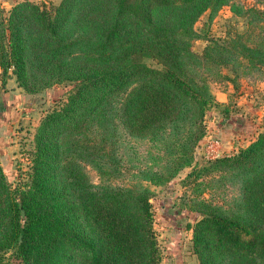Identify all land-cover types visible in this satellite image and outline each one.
I'll use <instances>...</instances> for the list:
<instances>
[{
  "label": "trees",
  "instance_id": "1",
  "mask_svg": "<svg viewBox=\"0 0 264 264\" xmlns=\"http://www.w3.org/2000/svg\"><path fill=\"white\" fill-rule=\"evenodd\" d=\"M230 1L24 0L0 12L4 74L28 94L73 86L41 120L30 170L15 186L0 153V264L162 263L154 192L142 183L95 185L85 165L103 177L119 174L117 120L134 138L185 128L177 162L179 170L191 165L208 133V111L231 112L206 75L264 68V38L254 45L242 35L222 41L209 23L203 36L195 28ZM247 13L264 30V10ZM199 38L207 42L202 54L193 47ZM261 130L237 154L201 171L222 174L241 194L232 210L194 203L199 264H264V119Z\"/></svg>",
  "mask_w": 264,
  "mask_h": 264
},
{
  "label": "rangeland",
  "instance_id": "2",
  "mask_svg": "<svg viewBox=\"0 0 264 264\" xmlns=\"http://www.w3.org/2000/svg\"><path fill=\"white\" fill-rule=\"evenodd\" d=\"M15 1L20 2L0 0V12L7 15ZM29 1L51 6L59 5L62 0ZM251 8L264 10V0H231L215 13L206 12L195 28L203 36L205 24L209 23L210 35L222 41L242 35L252 45L263 42L264 30L252 24L247 13ZM206 46V40L199 38L193 47L202 54ZM146 62L160 68L152 59ZM248 70L224 68L221 76L206 75L217 99L226 101L231 108L228 114L213 108L206 117L208 133L221 130L216 137L224 145L222 156L237 154L262 131L264 68ZM72 89V85H57L38 94H28L19 88L15 77L6 76L0 68V153L4 172L12 185L30 170V151L41 120L65 102ZM208 133L196 147L191 165L179 170L177 157L185 128L181 127L180 131L166 128L159 135L134 138L117 120L113 141L119 174L103 177L95 168L85 165L95 185L142 183L154 192V226L162 253L161 264H199L191 228L201 219V214L192 209L194 203L206 201L232 210L240 198V186L222 174L201 173L208 161L213 160L205 149V140L211 136Z\"/></svg>",
  "mask_w": 264,
  "mask_h": 264
},
{
  "label": "built area",
  "instance_id": "3",
  "mask_svg": "<svg viewBox=\"0 0 264 264\" xmlns=\"http://www.w3.org/2000/svg\"><path fill=\"white\" fill-rule=\"evenodd\" d=\"M205 149L207 156L210 159H216L222 156L224 152V145L218 137H207L205 140Z\"/></svg>",
  "mask_w": 264,
  "mask_h": 264
},
{
  "label": "crops",
  "instance_id": "4",
  "mask_svg": "<svg viewBox=\"0 0 264 264\" xmlns=\"http://www.w3.org/2000/svg\"><path fill=\"white\" fill-rule=\"evenodd\" d=\"M6 1H7V0H6ZM18 1H21V0H18ZM16 3H18V2L15 1V2H14V5H15ZM11 7H12V6H11ZM220 102H226V101L223 100V101H220ZM217 131L221 133V130L218 129V130L213 131V132L210 131L208 134H211L212 137H216V135H218V132H217ZM216 132H217V133H216ZM258 135H259V132L257 133V136H258ZM255 139H256V138H255ZM255 139H254V140H255Z\"/></svg>",
  "mask_w": 264,
  "mask_h": 264
}]
</instances>
